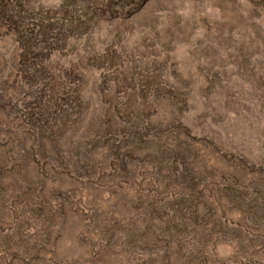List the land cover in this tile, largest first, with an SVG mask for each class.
I'll list each match as a JSON object with an SVG mask.
<instances>
[{
	"label": "rangeland",
	"instance_id": "374dc122",
	"mask_svg": "<svg viewBox=\"0 0 264 264\" xmlns=\"http://www.w3.org/2000/svg\"><path fill=\"white\" fill-rule=\"evenodd\" d=\"M0 264H264V0H0Z\"/></svg>",
	"mask_w": 264,
	"mask_h": 264
}]
</instances>
